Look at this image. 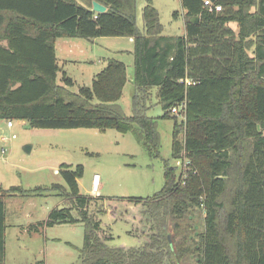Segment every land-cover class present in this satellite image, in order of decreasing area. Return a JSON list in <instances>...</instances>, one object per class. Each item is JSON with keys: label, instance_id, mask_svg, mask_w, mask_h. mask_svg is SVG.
Masks as SVG:
<instances>
[{"label": "trees", "instance_id": "trees-1", "mask_svg": "<svg viewBox=\"0 0 264 264\" xmlns=\"http://www.w3.org/2000/svg\"><path fill=\"white\" fill-rule=\"evenodd\" d=\"M93 1L106 11L94 12ZM203 1L180 0L185 34L165 37L150 0L141 11L143 29L135 0H0V42L7 43L0 46V120L132 132L160 157L159 118L146 114L156 88L160 119L173 121L171 157L179 162L185 152L190 162L180 183L179 167L163 160L164 185L150 198L83 195L82 165L62 166L65 185L0 189V264L4 199L45 193L63 197L64 206L42 225L84 226L80 264H264V0H216L218 12ZM99 37L133 38L129 116L120 105L123 62L108 60L91 86L76 92L65 74L58 80L56 40ZM106 200L137 207L136 214L123 208L118 215L131 223L136 246L108 244L112 236L99 219L104 208L90 209Z\"/></svg>", "mask_w": 264, "mask_h": 264}, {"label": "rangeland", "instance_id": "rangeland-1", "mask_svg": "<svg viewBox=\"0 0 264 264\" xmlns=\"http://www.w3.org/2000/svg\"><path fill=\"white\" fill-rule=\"evenodd\" d=\"M146 1L135 0L138 29H143L141 11ZM150 1L158 11L162 34L180 36L183 32L180 0ZM174 13L178 15L176 18ZM231 25L234 26V23ZM133 46L131 37L61 38L56 45L61 69L58 79L61 80L65 74L73 82L71 91L76 92L79 87L91 86L93 76L108 60L123 62L128 77L120 105L124 114L129 116L134 92ZM74 57L80 62H69ZM150 94L146 114L159 118L160 157H155L151 150L138 142L132 132L123 134L113 129L84 128L37 129L17 120L7 127V121L0 120V189L18 187L29 191L53 184L65 185L59 173L62 166L75 168L82 165L84 172L78 179V185L83 195L91 196L92 176L97 174L99 193L93 192V197H152L164 185L163 160H167L171 167L178 166L179 162L171 157L173 121L160 119L163 111L156 98V88H152ZM25 146L30 147L29 153L24 150ZM4 202L5 264H80L79 250L83 245L84 226L81 223L42 225L52 209L64 206L63 197L55 193L31 197L15 195L5 198ZM122 203L99 201L90 209L104 208L105 212L99 215V219L101 227L112 236L108 243L110 246H136L138 239L129 234L131 223L118 215L123 208L136 214L137 207Z\"/></svg>", "mask_w": 264, "mask_h": 264}, {"label": "built area", "instance_id": "built-area-1", "mask_svg": "<svg viewBox=\"0 0 264 264\" xmlns=\"http://www.w3.org/2000/svg\"><path fill=\"white\" fill-rule=\"evenodd\" d=\"M203 5L205 7H207L210 11H220L221 7L220 6H216L214 5L210 0H204L203 1ZM187 84L190 83L188 80L185 81ZM172 112L174 114L178 113L177 109H173ZM12 126V122H7V127H11ZM185 152L183 153V156L181 157L179 164H178V175L180 176V183H182L181 181H184V178L186 176V170L188 169L190 162L189 160L185 157ZM98 181H99V177L98 175H95L92 179V192H96L98 190Z\"/></svg>", "mask_w": 264, "mask_h": 264}, {"label": "crops", "instance_id": "crops-1", "mask_svg": "<svg viewBox=\"0 0 264 264\" xmlns=\"http://www.w3.org/2000/svg\"><path fill=\"white\" fill-rule=\"evenodd\" d=\"M181 9H182V7H181ZM178 16V15H177ZM176 16V17H177ZM175 17V18H176ZM181 17H182V22H183V32H182V34L180 35V36H182V35H184L185 34V18H184V11H183V9H182V11H181ZM162 36H165V35H163L162 34ZM165 37H168V36H165ZM174 37H177V36H174ZM59 39H61V38H58L57 40H56V42H55V54L57 53L56 52V45H57V42H58V40ZM6 45H7V43H6V41H1L0 42V46H3V47H6ZM56 59H57V55H56ZM69 61V60H68ZM58 62V61H57ZM69 62H80V59L79 58H72ZM58 66H59V64H58ZM104 67V66H103ZM60 69V68H59ZM102 69V68H101ZM100 69V70H101ZM61 71V69L59 70V72ZM98 73V72H97ZM96 73V74H97ZM95 74V75H96ZM94 75V76H95ZM93 76V77H94ZM126 76L128 77V74H127V70H126ZM93 79V78H92ZM59 80V79H58ZM84 87H86V86H84ZM25 121H23L22 123H24ZM7 124V123H6ZM95 175H97V174H94L93 176H92V179H93V177L95 176ZM99 186H100V180L98 181V192L97 193H99ZM91 188H92V181H91ZM95 194L93 193V192H91V196H94Z\"/></svg>", "mask_w": 264, "mask_h": 264}, {"label": "water", "instance_id": "water-1", "mask_svg": "<svg viewBox=\"0 0 264 264\" xmlns=\"http://www.w3.org/2000/svg\"><path fill=\"white\" fill-rule=\"evenodd\" d=\"M212 3L215 2L216 0H210ZM92 10L96 13H104L106 11V7L96 1L92 2ZM198 21V18H192L189 20L190 23L192 24H196ZM24 150L26 151V153H29L30 151V147L29 146H25Z\"/></svg>", "mask_w": 264, "mask_h": 264}]
</instances>
